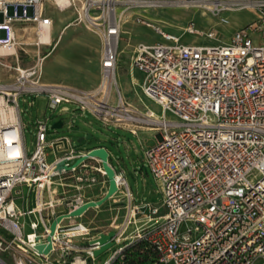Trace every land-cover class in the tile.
<instances>
[{
	"label": "built area",
	"instance_id": "obj_1",
	"mask_svg": "<svg viewBox=\"0 0 264 264\" xmlns=\"http://www.w3.org/2000/svg\"><path fill=\"white\" fill-rule=\"evenodd\" d=\"M190 7L213 16L250 11L255 18L228 43L204 46L182 44L180 37L164 33L147 15H136L135 22L162 38L161 43L139 44L130 63L131 71L141 77V94L163 112L158 122L135 118L140 114L120 94L112 106L96 94L43 84L36 77L44 60L41 48L55 46L67 28L83 23L101 42L103 78L107 84L115 81L127 11ZM53 13L71 15L56 40ZM220 23L228 21L221 18ZM182 32L201 34L192 23ZM206 37L214 40L216 35L210 32ZM256 37L264 42V0H0V57L16 54L17 48L25 51L20 44L30 41L41 61L30 72L18 64L8 66L18 76L12 84H0V226L11 233L10 238L0 234V264H95L93 251L99 247L90 242L109 232L117 248L104 264H114L126 248L140 242L152 248L155 257L150 264H264V45L256 46ZM9 50L13 52L7 55ZM41 96L52 112L67 113L61 106L72 104L105 125L116 119L156 128L161 140L145 158L162 202L136 204L124 173L115 171L107 151L117 194L127 203L121 223L114 225V220L107 230L95 231L77 218H66L51 235L57 217L88 203L83 189L100 185L105 190L107 179L97 158L73 166L103 147L70 150L49 162L46 150L53 152L63 138L47 141L48 118L33 126L29 152L20 99ZM166 113L176 121L167 122ZM130 132L136 134L135 129ZM15 187H25L33 195L34 206L27 201V212L11 199ZM26 215L37 217L40 225L31 219L33 233L24 237L18 222ZM40 226L43 231L38 234ZM38 245L51 248L44 254L37 251Z\"/></svg>",
	"mask_w": 264,
	"mask_h": 264
},
{
	"label": "rangeland",
	"instance_id": "obj_2",
	"mask_svg": "<svg viewBox=\"0 0 264 264\" xmlns=\"http://www.w3.org/2000/svg\"><path fill=\"white\" fill-rule=\"evenodd\" d=\"M127 14L128 22L124 25L125 34L122 36L119 46L120 55L118 57L116 78L115 81L108 82L106 91L99 90L103 79L100 70L101 42L96 33L83 23L74 24L67 28L61 35L60 44L56 43L55 46L50 48H41L40 58H44L42 62L43 69L40 73L37 72L36 77L43 84L61 85L79 94H96L98 100H108L112 106L116 104L117 95L120 94L131 109L139 111L140 115H133L135 118L146 121L147 112L151 111L154 113L155 119L159 120L163 118L161 108L146 99L141 94L140 88L134 85V79L136 82V79L141 80V77L140 75L138 77V73L131 71L130 63L133 51L139 44L161 43L162 38L154 33L152 29L135 22L136 15H147L149 18L146 19L161 28L164 33L180 37L182 44L204 46L228 43L236 31L247 27L255 18L250 11L225 12L219 16H213L209 11L196 7H190L189 9H147L146 11L131 8L127 11ZM51 17L54 21L52 38L56 40L65 25L64 15L53 13ZM221 18H226L228 24L222 25L220 23ZM189 23L194 24L195 29L201 34L198 36L182 35V29ZM210 32L215 33L214 40H209L206 37ZM256 39V46L264 45V42H260L258 37ZM24 41L26 42V40ZM29 42L20 44L25 51L17 48L16 54L0 57V84H12L18 76V73L8 69V66L18 64L21 69L30 72L41 62L38 59L36 49L29 45ZM31 102L34 105L36 104V108L27 107L28 103ZM61 107L67 108L68 112L63 114L52 112L46 108V98L44 96L37 99H20L21 119L27 126L24 130V136L29 152L33 151L35 136L33 126L37 120L43 121L44 118H48L47 141L63 138V141L55 144L53 152L51 149L46 150L49 162L53 160L54 156L70 150L82 152L102 146L109 152L115 171L124 173L136 204L159 205L162 202L159 186L150 171L148 162L138 143V138L128 131L116 128L121 127L140 131V129L142 130L140 127H150L144 123L134 124L135 128L129 125L130 122L120 123L116 119H111L109 125H105L100 119L95 118L88 112L82 115L75 105L63 104ZM164 117L167 122L176 121L169 113H166ZM58 121L66 123L65 126L60 129H53V125ZM88 135L92 137L89 140L86 139ZM66 139L70 140L71 143L67 142ZM80 139L83 140L78 143ZM59 146H61L60 149ZM117 196H119L118 203H112L114 198L109 199L103 206L90 210L82 217L77 218L76 222L83 223L95 231L107 230L114 220H116L114 225L121 223L125 214L124 207L127 203L122 194ZM11 199L15 206L24 212H27V201H29L30 208L34 206L33 195H29V190L25 187H15ZM44 199L46 200L47 196H44ZM31 219L40 225L37 217L30 218L27 215L18 222L20 226H23L22 233L24 237L33 233L30 229ZM66 223L68 221L64 224ZM42 231L43 229L40 226L37 233L41 234ZM0 234L6 238L11 236V233L1 226ZM83 244L86 245L87 243L84 242ZM116 248L113 247L97 257L95 264H104L106 260L111 258Z\"/></svg>",
	"mask_w": 264,
	"mask_h": 264
},
{
	"label": "water",
	"instance_id": "obj_3",
	"mask_svg": "<svg viewBox=\"0 0 264 264\" xmlns=\"http://www.w3.org/2000/svg\"><path fill=\"white\" fill-rule=\"evenodd\" d=\"M63 127V124L61 121L56 122L53 125V129H60ZM92 137L90 135L87 136V140L91 139ZM83 139H80L78 143H81ZM90 158H97L101 161V166L106 174V179L108 183L107 192L105 195L98 201H90L83 205L78 210L72 212L69 215L60 216L57 217L50 226L51 235L54 233L56 225L62 220L66 218H80L82 217L89 209H95L103 206L109 199L113 198L117 193L118 189L116 187L115 182V171L113 167L108 162V152L105 148H98L93 149L91 152H89L86 156L81 157L78 159L73 166H78L80 163L87 161ZM61 167H63V163L58 164L57 169L59 170ZM114 236L113 232H109L107 234L100 233L98 234V238L94 241L90 242V245L98 244V249L93 251V256L95 258L103 255L105 252H107L109 249H111L114 246V243L111 242V238ZM50 239H48V242ZM51 246L47 245V247L44 248L41 245H38L36 247L37 251L42 252L44 250V254H46L50 250Z\"/></svg>",
	"mask_w": 264,
	"mask_h": 264
},
{
	"label": "crops",
	"instance_id": "obj_4",
	"mask_svg": "<svg viewBox=\"0 0 264 264\" xmlns=\"http://www.w3.org/2000/svg\"><path fill=\"white\" fill-rule=\"evenodd\" d=\"M61 15H64V20H65V24H66L67 21H68V19L71 17V15L69 13H65V14H61ZM124 34H125V32L123 33V35ZM133 53H134V51H133ZM119 55H120V51H119ZM100 58H101V56H100ZM133 73H136V72H133ZM138 77H139V74H138ZM136 80L137 81L135 82V79H134V85H136L137 87H139L140 79L138 78ZM52 85H54V84H52ZM132 127H135V126H132ZM116 128H120L123 131H128V132H130V130H132V129H128V128L125 129V128H121V127H116ZM140 128H142V130L141 129H140V131L139 130L138 131L135 130L136 131V134L134 136H136L138 138V143H139L140 148H141V150H142V152L144 153V156H145L146 152L149 149H151L158 141L161 140V134H160V132L158 130H156V128H143V127H140ZM99 147H102V146H99ZM95 148H97V147H95ZM117 164H119V162H117ZM116 172H120V171H116ZM95 186H97V187H95ZM95 186H92L90 188H84L83 189V194L85 195L86 198H88V202L100 200L105 195L104 194L105 193V190L107 191L108 183L105 184V188H106L105 190L102 189V187L100 185H95ZM117 195H119V194H116L113 197L114 200L112 201V203H118L119 202V200H118V197L119 196H117ZM90 210H93V209H89L87 212H89ZM124 210H125V207H124Z\"/></svg>",
	"mask_w": 264,
	"mask_h": 264
},
{
	"label": "trees",
	"instance_id": "obj_5",
	"mask_svg": "<svg viewBox=\"0 0 264 264\" xmlns=\"http://www.w3.org/2000/svg\"><path fill=\"white\" fill-rule=\"evenodd\" d=\"M154 257L151 246L140 242L126 248L114 264H150Z\"/></svg>",
	"mask_w": 264,
	"mask_h": 264
},
{
	"label": "bare ground",
	"instance_id": "obj_6",
	"mask_svg": "<svg viewBox=\"0 0 264 264\" xmlns=\"http://www.w3.org/2000/svg\"><path fill=\"white\" fill-rule=\"evenodd\" d=\"M188 9V8H187ZM60 40H61V38L59 39V41L57 42V44L60 42ZM60 44V43H59ZM56 49V48H55ZM13 52V50H9L8 52H6V54L8 55V53L10 54V53H12ZM0 54L1 55H3V53L0 51ZM5 54V53H4ZM43 64V63H42ZM41 64V67L39 68V71H42V67H43V65ZM22 74H23V76H25V72L23 71V72H21ZM28 78L30 77V74L27 76ZM106 79V78H105ZM104 78H103V81H102V83H101V85H100V89L99 90H101V89H103V91H106V85H107V83H106V80H105ZM150 113H152L151 111H149V112H147V115H146V117L147 118H150L151 120H154V122H158V119H155V117H154V113H152V114H150Z\"/></svg>",
	"mask_w": 264,
	"mask_h": 264
}]
</instances>
